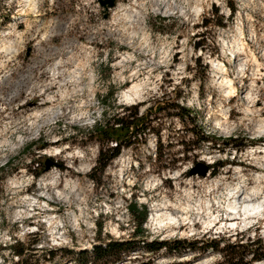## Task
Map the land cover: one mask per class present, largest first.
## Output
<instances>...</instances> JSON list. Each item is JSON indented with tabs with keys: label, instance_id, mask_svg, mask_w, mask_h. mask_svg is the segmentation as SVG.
Masks as SVG:
<instances>
[{
	"label": "rangeland",
	"instance_id": "obj_1",
	"mask_svg": "<svg viewBox=\"0 0 264 264\" xmlns=\"http://www.w3.org/2000/svg\"><path fill=\"white\" fill-rule=\"evenodd\" d=\"M30 1L0 0V264H19L16 242L23 264H89L98 223L103 239L140 240L131 202L147 208L146 241L167 247L151 253L140 241L119 264H218L217 250L200 248L221 238L248 244L241 253L264 247V206L231 215L264 200V0H116L106 18L99 0ZM213 5L223 24L205 27ZM158 98L196 110L216 144H198L190 121L165 108L99 171L95 120ZM198 162L214 168L190 175ZM32 197L44 210L29 208ZM47 214L64 228L58 241Z\"/></svg>",
	"mask_w": 264,
	"mask_h": 264
},
{
	"label": "trees",
	"instance_id": "obj_2",
	"mask_svg": "<svg viewBox=\"0 0 264 264\" xmlns=\"http://www.w3.org/2000/svg\"><path fill=\"white\" fill-rule=\"evenodd\" d=\"M230 16L232 17L235 13V8L232 5H229ZM218 8L213 5V9L208 18H204L203 26L207 27L210 22H214L215 16H217L218 25L223 24L224 17L222 15L219 16ZM159 20L164 18L158 17ZM195 49L203 48L201 42H196L194 44ZM113 97V92L109 91L106 96L102 97L101 103L104 107H106L107 101ZM144 103H136L129 106L122 105L126 112L122 114H114L109 119L104 121L95 120L91 129L89 130V136H92L93 139L99 144V171H103L105 167L108 165L109 161L113 158L117 157L121 149L123 147H129L133 145L135 142L139 141V137L146 133V131H151L154 129L152 122L155 120L158 113L167 109H172L174 112L172 115H175L181 121H186L187 119L193 125L192 132L195 133L196 140L198 144L200 141H218L214 134L211 132H207L203 129L202 126L198 124L196 110H192L191 108H187L181 105L178 102H170L166 101L162 98L154 99L153 102L148 104L141 112L140 106ZM150 116H153L150 118ZM199 127L200 132H194V128ZM200 140V141H199ZM231 141V142H230ZM236 141L235 138H228L227 145H231L236 147V149H240L242 144H234ZM114 142L115 145L110 146L109 144ZM197 144V145H198ZM217 166L222 165L221 162L215 164ZM210 168H214V166H209ZM90 177L97 181L98 179L90 174ZM127 209L129 210L133 221L135 223V228L133 232V238H141L140 240H121L114 238L103 239L101 237L102 234V223H98V244H95L92 247L90 261L89 264H119L123 261L124 257L130 255L137 246L139 242L142 241L143 245L149 252L156 253L164 247H167V242L164 241H146L145 239V229L143 228V224L147 218V208L145 206H139L136 202H131ZM258 241H252L250 245H256ZM220 244H223L220 247ZM248 246V244L240 243L239 241L229 243L225 239H214L210 241L202 242L201 250H217L220 254L222 262L218 264H249L251 261L264 259V247H256L251 250H247L244 253H241V249H244ZM176 250L177 247L170 248V250ZM27 249L24 248V245L21 242H16L14 246L13 254L19 258V264L24 263V256L26 254ZM74 252L70 251L68 254L72 255ZM76 256L79 254L88 256V252L86 250L81 251L79 253H74ZM54 252L52 250L48 251L49 259L54 257ZM250 257L249 260L244 261L247 257Z\"/></svg>",
	"mask_w": 264,
	"mask_h": 264
},
{
	"label": "bare ground",
	"instance_id": "obj_3",
	"mask_svg": "<svg viewBox=\"0 0 264 264\" xmlns=\"http://www.w3.org/2000/svg\"><path fill=\"white\" fill-rule=\"evenodd\" d=\"M25 1H27V2H31L30 0H25ZM235 48V49H234ZM233 49H234V51H233V53H235V56H237L240 52H242V50H243V48H241V47H239V46H235ZM226 78V77H225ZM229 82H231L230 81V79H226V83H229ZM233 89V87H231L230 86V90H232ZM130 91V90H129ZM129 91H124L123 92V95H124V97L125 98H127V96H128V94H129ZM229 91V90H228ZM56 154H58V152H55V155ZM70 157H72V156H70ZM79 169H81L80 167H79ZM235 192V191H234ZM238 194L237 196L238 197H240L241 196V194L239 193V190H236V192H235V194ZM245 193V192H244ZM246 194V193H245ZM233 198H234V195H233ZM35 202H36V204H35ZM235 203V202H234ZM237 203V202H236ZM231 205V204H230ZM41 207V209L42 210H44L43 208L45 207V205L42 203V201H40V199L39 198H36V197H32L31 198V200L29 201V208H31V207ZM261 206H264V200L263 201H260V202H258V203H256V204H250V203H246V204H244L242 207H241V209L240 210H237V207H236V205H234V206H232L231 207V209H232V212H231V215L233 214L234 216L233 217H235V215L236 214H243V215H246V216H248V215H252V213H254L255 211H260V207ZM28 210H31V209H28ZM236 213H235V212ZM263 212V211H262ZM230 214V213H229ZM153 215V214H152ZM156 216L157 215H153L152 216V221H156ZM44 218H45V223L46 224H48L49 225V227H48V230L49 229H52L53 231H54V235L56 236V237H54L53 239H56L57 241H58V238H63L64 237V235H65V233L64 232H62L61 230H63L64 228H62V226H60L59 225V223H60V220L57 218V216H53L52 214H47V215H45L44 216ZM246 218V217H245ZM245 218L243 219V221H242V223L243 224H246V223H249V222H246V220H245ZM215 221V220H214ZM62 224V223H61ZM192 224V223H191ZM230 225L231 226H234V225H236V222H232L231 221V223H230ZM222 226H220L219 228H221Z\"/></svg>",
	"mask_w": 264,
	"mask_h": 264
},
{
	"label": "water",
	"instance_id": "obj_4",
	"mask_svg": "<svg viewBox=\"0 0 264 264\" xmlns=\"http://www.w3.org/2000/svg\"><path fill=\"white\" fill-rule=\"evenodd\" d=\"M101 6L103 7V16L106 18L108 16V11L115 6L116 0H99ZM54 165V162L47 159L45 161L44 171L49 170ZM209 165L203 162H198L195 167L191 168L190 175H199L201 177H206L209 173Z\"/></svg>",
	"mask_w": 264,
	"mask_h": 264
}]
</instances>
